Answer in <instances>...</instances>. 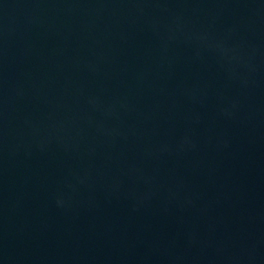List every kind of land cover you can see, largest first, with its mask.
Returning a JSON list of instances; mask_svg holds the SVG:
<instances>
[{"label":"water","instance_id":"water-1","mask_svg":"<svg viewBox=\"0 0 264 264\" xmlns=\"http://www.w3.org/2000/svg\"><path fill=\"white\" fill-rule=\"evenodd\" d=\"M0 264H264V0H0Z\"/></svg>","mask_w":264,"mask_h":264}]
</instances>
